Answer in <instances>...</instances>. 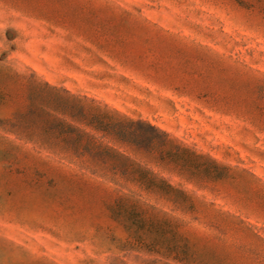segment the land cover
Wrapping results in <instances>:
<instances>
[{"label": "rangeland", "instance_id": "374dc122", "mask_svg": "<svg viewBox=\"0 0 264 264\" xmlns=\"http://www.w3.org/2000/svg\"><path fill=\"white\" fill-rule=\"evenodd\" d=\"M4 222L0 264H264V0H0Z\"/></svg>", "mask_w": 264, "mask_h": 264}, {"label": "trees", "instance_id": "16d2710c", "mask_svg": "<svg viewBox=\"0 0 264 264\" xmlns=\"http://www.w3.org/2000/svg\"><path fill=\"white\" fill-rule=\"evenodd\" d=\"M103 121V119L100 117L99 118V123H100V125H103V129H104V127L109 123V122H102ZM128 124H129V127L131 128V131L129 132V134H130V143H131V145H132V149L134 150V151H138V150H140V149H144V148H146L147 146H149L150 145V139L149 138H147V136H144V135H141V136H138V134H136V130H137V124H141V123H144V124H146L147 126H148V128H150V129H152V130H156V131H158V132H160V134L162 135V139L165 141V142H167V143H170V142H172L173 143V139L172 138H170L169 136H168V134L165 132V131H163V130H161V129H159V128H157V127H155L154 125H152V124H150L149 122H143V121H141V120H133V119H128ZM93 137V136H92ZM118 140L119 141H121V142H125L126 140L122 137V136H119V138H118ZM174 146H176V147H178V145L177 144H174ZM108 148H110V149H112L113 151H114V154H116V155H120L121 153L119 152V150L117 149V148H115V147H112V146H109ZM186 150L188 149L187 147H184ZM108 149H106V150H95L94 152H93V155H95V156H100L103 152H108L107 151ZM172 153H175V152H172ZM123 157L124 158H126V159H130V157L129 156H126V155H123ZM131 160V159H130ZM132 161L133 162H135L133 159H132ZM214 163H215V161L214 160H212ZM137 163V162H136ZM123 164V163H122ZM138 164V163H137ZM139 165V164H138ZM166 187L167 188H172V186L169 184V183H166ZM180 192H182V193H185L184 191H180Z\"/></svg>", "mask_w": 264, "mask_h": 264}, {"label": "crops", "instance_id": "0c3cea01", "mask_svg": "<svg viewBox=\"0 0 264 264\" xmlns=\"http://www.w3.org/2000/svg\"><path fill=\"white\" fill-rule=\"evenodd\" d=\"M15 223L13 222H4V223H0V229L1 230H6V231H10L12 229H15ZM16 241V237L13 236L12 234H9L7 232H4L2 234H0V245H4V247L6 249L9 250H13V245Z\"/></svg>", "mask_w": 264, "mask_h": 264}]
</instances>
